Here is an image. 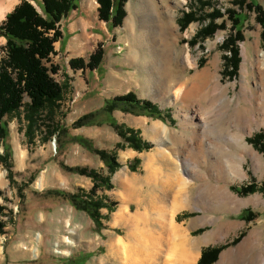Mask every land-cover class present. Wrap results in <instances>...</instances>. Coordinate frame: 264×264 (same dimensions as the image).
Returning <instances> with one entry per match:
<instances>
[{
  "label": "rangeland",
  "instance_id": "374dc122",
  "mask_svg": "<svg viewBox=\"0 0 264 264\" xmlns=\"http://www.w3.org/2000/svg\"><path fill=\"white\" fill-rule=\"evenodd\" d=\"M22 1L16 0L0 21V26ZM237 1L241 0H152L148 4L143 0H128L122 26L112 27L99 20L97 0H80L78 12L74 11L61 24L63 40L56 43L57 55L52 57V64L59 67V72L53 76L64 88V96L55 121L48 123L59 125L63 131L58 130L50 135L44 126L30 129L22 111L5 118L8 131L5 144L11 151L14 178L11 184L10 173L1 164L0 190L7 201L0 198V202L7 211L2 217L6 227L4 234L0 235V264L144 262L154 249V240L148 230L158 224L155 219L160 211L166 212L168 224L173 221L186 232L189 239L199 244L196 250L198 257L193 259L186 250L179 252L181 248L172 238L170 245L162 249L166 251L165 254L163 252L157 258L160 264H166L167 256H170V264H174L175 259V264H198L202 252L213 249L220 250L217 259L209 264L264 262V152L250 143L255 135L264 134V117L257 115L251 103L252 95L264 91V73H261L264 68V28L258 21V13L247 7L254 2L264 11V0H245L244 7L236 4ZM39 2H34V5L40 10ZM181 2L184 3L181 5ZM138 4H142L140 11ZM214 9L223 13L235 10L243 16V41L238 43L237 48L240 64L235 73H232L226 59L231 54L222 49L233 35L228 15L217 20L218 24L225 21L224 29L206 39L199 37L211 21L208 15ZM187 14H193L195 20L182 30L179 21ZM131 19L136 22V27L130 32L127 24ZM0 40L1 60L5 56L2 47L6 39L0 37ZM192 40H196L194 45L189 43ZM83 48L85 52L80 55ZM99 49L103 50L104 58L96 71L76 70L70 66L71 61L76 59L88 62ZM205 77H209L207 81L210 83L219 79L223 86V94L219 97L223 105L221 113L214 112L221 106L218 103L212 106L211 93L203 81L207 79ZM167 81H171L170 86L165 87ZM83 85L87 86L86 90H80ZM194 86L198 94L190 103H185L182 98L175 100L174 92L178 87L185 89ZM130 93L140 101L153 103L162 112V117L155 119L140 115L139 107L123 109L126 107L120 106L111 114L105 111L108 102ZM27 102L29 100L26 98ZM188 108L196 111L203 120L209 116L208 113L214 116L220 114L216 117L221 121L217 120L220 140L215 130L208 134L209 139L219 143L218 147L228 143L225 142L228 135H237L262 158L260 166H254L252 159L246 157L243 164L246 178L224 179L219 183L213 181L227 187L240 200L236 209L197 200L198 188L202 183L187 178L184 171L183 177L189 184L181 191L177 187V180L172 188L166 190L164 201L160 193L154 191V186L143 184L136 190L133 187L126 190L121 185L123 178L143 181L146 159L161 150L163 144L168 146L165 149L172 147L180 154L186 145L195 147L202 144L200 139H194L192 123H187L185 116ZM90 114H96L90 124L75 125L80 118ZM112 120L124 136L110 124ZM195 121L199 119L193 123ZM155 123L163 124L164 128L156 141L150 135ZM129 141L144 149L137 151ZM4 149L0 138V154L4 153ZM93 150L114 157L117 164H114L115 171L111 172L107 163ZM189 158L199 163L203 170L207 168L199 160L198 151H190ZM159 166L157 188H161L160 182L165 181L169 172L165 164ZM69 168H80L107 177L111 188L104 184L96 187L89 176L71 172ZM250 185L255 187L253 193H239L243 186ZM51 191L79 194L84 199L104 204L100 209L101 225L98 226L87 212L74 208L65 197L51 195ZM182 199L188 200L187 205L173 213L174 203ZM124 205L132 216L145 212L151 224L134 226L133 223L115 222V215ZM137 231H141V234ZM134 234L142 235L140 241L134 238ZM120 240L129 246V250H123L125 254L122 258L120 250L118 254L112 253L113 243ZM249 245L250 248L253 245L254 249L245 255ZM15 248L20 251L16 252ZM146 261L147 264L151 262Z\"/></svg>",
  "mask_w": 264,
  "mask_h": 264
},
{
  "label": "trees",
  "instance_id": "16d2710c",
  "mask_svg": "<svg viewBox=\"0 0 264 264\" xmlns=\"http://www.w3.org/2000/svg\"><path fill=\"white\" fill-rule=\"evenodd\" d=\"M40 1L38 7L34 2ZM128 0H97L99 4L98 17L100 21L108 23L112 27H121L126 17L125 5ZM240 7H244L245 0L237 1ZM80 0H23L13 12L7 15L6 20L0 26V37L6 39V44L2 47L5 56L0 60V138L4 145V153L0 154V165H5L10 173V182L13 184V165L11 164V151L5 144L8 138L6 117L23 112L25 121L29 128L33 126L40 128L47 127L48 133L52 135L56 132L63 131L59 129V125H51L50 122L55 121L57 111L60 110V102L64 96V88L54 79L53 75L59 72V67L52 64V57L56 56V43L63 40L62 22L79 9ZM248 8H252L258 13V21L264 28V11L254 2L248 4ZM228 15L229 21L232 23L233 35L230 36L222 49H225L231 57H227L232 68V73L237 72L240 57L238 52V43L243 41L242 27L244 24L242 13L235 10H228L223 13L221 10L214 9L208 18L211 20L204 27L199 37L206 39L213 36L218 30L225 28L224 22L218 24V19H223ZM195 20L193 14H187L181 19L180 27L185 29L192 21ZM186 21L185 24H183ZM188 43V42H186ZM195 44L196 40L189 42ZM193 44V45H194ZM104 58L103 50L99 49L86 62L84 59L72 60L70 66L73 69H89L96 71L102 64ZM231 73V74H232ZM29 102L25 103V99ZM123 106L141 108L140 115H147L155 119L162 117V112L157 109L153 103L149 101H140L137 96L130 93L126 96L115 98L105 105V111L112 113L118 107ZM130 108V109H132ZM96 114H90L80 118L76 122V126H85L90 124V120ZM45 118V119H44ZM48 121H50L48 123ZM47 122V123H46ZM121 136H124L112 120L110 123ZM59 130V131H58ZM28 132H30L28 130ZM124 138V137H123ZM125 139V138H124ZM126 140V139H125ZM128 140V138H127ZM130 142V141H129ZM256 148L264 152V134L260 133L250 139ZM132 148L142 151L144 148L138 144H132ZM100 157L107 163L111 172H114V157L107 156L105 152H97ZM117 165V164H116ZM83 175L89 176L96 187L104 184L107 188H111L110 179L98 176L94 172H88L84 169H75ZM254 185L243 186L239 193L249 194L254 192ZM23 192V191H22ZM21 193V191H19ZM51 195L65 197L74 208L87 212L94 222L100 226V209L104 204L94 200L84 199L82 195L62 193L60 191H51ZM25 198L24 196H22ZM0 198L7 201L4 192L0 190ZM22 198V199H23ZM7 208L0 202V235L4 234L6 222L2 217L6 214ZM249 217V216H248ZM213 249L203 251L198 264H209L215 261L218 251ZM216 253V254H215ZM214 254V255H212ZM211 258H208V256Z\"/></svg>",
  "mask_w": 264,
  "mask_h": 264
},
{
  "label": "bare ground",
  "instance_id": "6f19581e",
  "mask_svg": "<svg viewBox=\"0 0 264 264\" xmlns=\"http://www.w3.org/2000/svg\"><path fill=\"white\" fill-rule=\"evenodd\" d=\"M143 1L146 4L147 2H151L152 0H143ZM15 2H16V0H2L0 2V21L5 18L6 13H8L11 10V7ZM183 3L184 2H181V5ZM138 5H139L138 11H140L141 10L140 6H142V4H138ZM130 18H131V16H130ZM173 24L176 27L175 21L173 22ZM127 27L129 29V31L131 32L133 29H135L136 22H134V20L131 19L128 22ZM0 42H1V40H0ZM261 73L262 74L264 73V68L261 70ZM205 78H207V77H205ZM208 79H209V77L203 81L206 83V85H208L207 89L211 93V97H212L211 99H212V103H213L212 106H214L215 103H218L219 104L218 106H221V103L219 100H221L222 98H219V97L222 96V94H223V90H222L223 86H222L219 79H216L215 82H213V83H210L209 81H207ZM200 80L202 82V79H200ZM170 82L171 81H167L165 84V87H167V85H169ZM173 82L176 83L175 80ZM183 88L184 87H180V88L178 87V89H176V91L174 92V97H175V100L182 98V100L188 104V103H190L191 100L195 99L196 95L198 94V89L196 88V86L191 87V88H185V89H183ZM262 89L264 90V88H262ZM261 93L262 94L257 93L255 95H252L253 101H251V103L253 104V106H255L254 109L257 112V115L262 118V117H264V91ZM257 96H258V98H257ZM259 100H260V102H259ZM222 109H223V105L220 107V109H217V111H214V110L213 111L215 113H221ZM187 111H188V113L185 117H186L188 124H189V122L192 123L191 126H193L192 131L194 134V139H196V140L200 139V141L203 145L198 144L195 147H192L191 145H186V146L182 147L183 153L180 154V153H178L177 149L175 150L172 147L165 149L168 146L163 144L161 147V150L163 149V151L158 150L156 152V154L154 153L146 159L147 160L146 161V176L143 179V181L140 179L132 181L128 178H123L121 185H123V187H125L126 190L129 187H133L136 190V188L138 189V187H141L143 184L151 185L152 187L154 186L153 187L154 191L155 190L158 191L160 193V195L162 196V197H160L161 200L164 201L166 196H167L166 190L172 188L171 186L172 185L174 186V184L176 183L177 180H178V182L176 183L177 187L181 191L184 189L185 186H187L189 184L187 179H185L183 177L182 171H184L187 175V178L197 179L202 183L199 185V188H198L197 200H199L201 202H208V203H212V204L225 206V207H228L229 209H236L240 205V200L236 196L231 194V192L228 190L227 187L220 186L218 184H214L213 181H215V183L216 182L219 183L220 181H222L224 179L225 180H238V179L246 178L247 174H246L244 166H243L244 162H246V157H250L252 159V161H253L252 163L254 164V166H258V165L260 166L262 158L258 153H256L253 150L252 147L248 146L245 143V141L242 137H239L237 135H228V137L225 138L226 141L224 140L226 143L228 141V143L225 144L224 147H218L219 143L217 144V142L215 140L214 141L216 143L208 138V136H209L208 134H211V131L215 130L216 131L215 135H216L217 139L220 140V135L218 132H221V131H218V129H217L218 118H216L220 114L218 116L217 115L214 116L213 114L208 113L209 116L203 120L201 117H199V114L196 111L195 112L193 111V109L188 108ZM190 112H192V113H190ZM199 113H202V111ZM191 114L192 115L194 114V115L192 116ZM196 119L197 120L199 119V121H197V122L195 121L193 123V121ZM219 122L221 123V121H219ZM236 122H237V120H236ZM151 130H152V132L156 131V136L154 137V140L156 141V140L160 139V133L164 130V128L156 129V128L152 127ZM212 133H213V131H212ZM215 135H214V137H215ZM191 141H193V139ZM195 150L198 151L199 160L201 159L202 160L201 162L206 165L207 168L205 170H203V168L200 166L199 163H197V162H195L189 158L190 151H195ZM161 163H163V165L165 164L169 168L168 169L169 172L167 171L168 173H167V178L165 179V181L160 182L161 188H157L156 187V185H157L156 177L158 176V171L160 170L159 165ZM253 200H255V199H253ZM257 200L260 201V198L258 197ZM242 202H243V200H242ZM249 202H252V201L249 200ZM187 203H188L187 199H182L180 201H176L173 205V209H172L173 213H176V212L182 210L187 205ZM140 209H142V208H140ZM140 209H138V210L140 211ZM165 215H166V212L164 214L163 211L162 212L160 211L159 215H157V219H155V221L158 223L157 225H159V228L155 224L152 225L151 227H149L148 232H149V235H151L152 239L154 240V242H153L154 249H153V251H151V253L149 252V255L151 254L150 258L149 259L145 258V259L151 260L150 264L151 263L152 264H160V263H158L157 258L159 257V255L161 253L164 252V254H165L166 251H163L165 249L164 247L165 246L168 247L170 245V240L172 241V238H173V240H175V243L178 244L177 245L178 248H181V251H179V252H182V251L184 252L186 250L188 252L189 256H191V258L195 259L196 257H198V255H196V250L198 249V245H199L198 242L195 240L189 239L186 232L182 228H180L179 225H175L173 221L169 222V224H168V217H166ZM115 217H116L115 222L119 221V222H123V223H127V224L133 223L134 226H138L141 223L145 224V225L146 224L148 225V223H150V220H149V218L145 212L139 213V214L137 213V215L132 216L129 208L126 207L125 205L122 206L121 209H119V211L117 212ZM172 228H173V232H172ZM143 230H145V229H143ZM170 230H171V232H170ZM141 231H139V232L137 231V232L140 233ZM173 233H174V235H173ZM141 236L142 235L134 234V238L137 241H140ZM143 238H145V236ZM39 239H40V236H38V240ZM152 239H151V241H152ZM255 239H256V237H255ZM177 240L179 242H177ZM142 242H143V240H142ZM166 244H168V245H166ZM250 245H249L248 249L246 250L247 252H245V255H247L248 253L250 254L252 249H254L253 248L254 244L252 245L251 248H250ZM112 246H113L112 253L118 254L119 250H120V252H121L120 257L121 258L124 257L123 254H125V252L123 253V250H126L125 248L129 247L128 243L125 242L124 240H120L118 242H115V243H113ZM177 246H175V247H177ZM131 247H133V246H131ZM151 248H153V247H151ZM145 249H146V247H145ZM128 250H129V248H128ZM148 250H151V249L149 248ZM35 253H36V251H35ZM180 255H183V253L182 254L180 253ZM261 256H262V254H261ZM125 258H126V256H125ZM166 259H167V260H165L166 264H170L171 263L170 256L169 257L167 256ZM146 260H143L144 262H140V260H138L136 264H141V263L147 264ZM172 261H173V259H172ZM251 261H253V260H251ZM173 262L176 263V259ZM182 264H188V263L182 262ZM254 264H264V262L257 261V262H254Z\"/></svg>",
  "mask_w": 264,
  "mask_h": 264
},
{
  "label": "crops",
  "instance_id": "0c3cea01",
  "mask_svg": "<svg viewBox=\"0 0 264 264\" xmlns=\"http://www.w3.org/2000/svg\"><path fill=\"white\" fill-rule=\"evenodd\" d=\"M90 5V4H89ZM79 10V9H78ZM98 11V9H97ZM78 11H76L75 13H77ZM74 13V12H73ZM68 47V46H67ZM56 49V48H55ZM66 52L68 51L67 48L65 49ZM70 50L73 52L74 49H72V47L70 48ZM85 52L84 48L80 50L79 54L82 55L83 53ZM96 73V72H95ZM80 85H81V82H80ZM82 88L80 90H86L87 86L83 85L81 86ZM79 90V91H80ZM69 96V94H67ZM156 126V127H155ZM162 126L163 124H160V123H155L152 125V127L156 128V129H159L161 128L162 129ZM151 127V128H152ZM150 135L152 136L151 138L154 140V137L156 136V131L155 132H152V130L150 131ZM15 251L18 252L20 251L18 248H15Z\"/></svg>",
  "mask_w": 264,
  "mask_h": 264
}]
</instances>
